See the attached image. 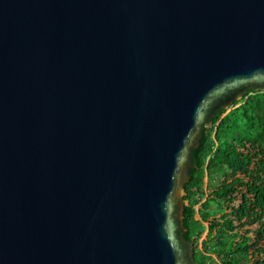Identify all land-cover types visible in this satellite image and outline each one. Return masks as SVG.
I'll return each instance as SVG.
<instances>
[{
	"label": "water",
	"instance_id": "95a60500",
	"mask_svg": "<svg viewBox=\"0 0 264 264\" xmlns=\"http://www.w3.org/2000/svg\"><path fill=\"white\" fill-rule=\"evenodd\" d=\"M264 91V0H0V264H196L192 151Z\"/></svg>",
	"mask_w": 264,
	"mask_h": 264
},
{
	"label": "trees",
	"instance_id": "16d2710c",
	"mask_svg": "<svg viewBox=\"0 0 264 264\" xmlns=\"http://www.w3.org/2000/svg\"><path fill=\"white\" fill-rule=\"evenodd\" d=\"M211 123L192 151L183 238L196 264H264V91Z\"/></svg>",
	"mask_w": 264,
	"mask_h": 264
},
{
	"label": "rangeland",
	"instance_id": "374dc122",
	"mask_svg": "<svg viewBox=\"0 0 264 264\" xmlns=\"http://www.w3.org/2000/svg\"><path fill=\"white\" fill-rule=\"evenodd\" d=\"M212 179H214L215 182L218 181V177H217V176H213V175H211V176H210V181H211Z\"/></svg>",
	"mask_w": 264,
	"mask_h": 264
}]
</instances>
